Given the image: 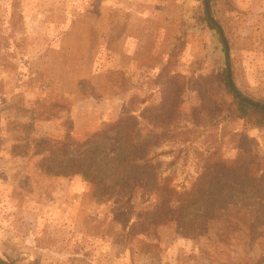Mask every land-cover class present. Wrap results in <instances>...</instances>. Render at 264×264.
Here are the masks:
<instances>
[{
	"label": "rangeland",
	"instance_id": "obj_1",
	"mask_svg": "<svg viewBox=\"0 0 264 264\" xmlns=\"http://www.w3.org/2000/svg\"><path fill=\"white\" fill-rule=\"evenodd\" d=\"M210 10L233 85L264 102V0ZM203 18V0H0L2 262L264 264V127L228 117L223 43ZM166 85L178 105L151 152L181 226L143 185L103 199L81 175L42 171V155L23 146L68 134L79 145L67 161L110 184L121 143L107 126L131 115L148 134L141 113Z\"/></svg>",
	"mask_w": 264,
	"mask_h": 264
},
{
	"label": "trees",
	"instance_id": "obj_2",
	"mask_svg": "<svg viewBox=\"0 0 264 264\" xmlns=\"http://www.w3.org/2000/svg\"><path fill=\"white\" fill-rule=\"evenodd\" d=\"M209 6L210 9L213 7V0H209ZM203 21L214 28L206 18H203ZM230 74L234 83L232 69ZM219 80L232 97L233 107L228 112V117L244 120L257 128L264 127V111L244 103L229 91L224 70L219 73ZM165 87L161 91L160 102L149 106L141 113V118L151 127L148 134L140 135L138 128L140 122L131 115L121 116L107 126L108 130L113 131L115 139L121 143L120 153L116 158L114 178L110 184H107L101 176L92 174L89 170L90 165L80 160L67 161L68 151L79 145L68 134L62 140L48 137L30 138L23 146L33 147L37 153L42 155L40 160L42 171L60 176L81 175L94 186L98 197L103 199L130 193L139 184L143 185L148 191L155 193L159 207L167 208L165 217L181 226L186 221L182 213L183 206L178 207V203L177 207H172L174 203L179 202V197H175V191L167 186L166 177L162 180L158 178L155 169L157 165H153V160L158 154L151 152L152 148L168 141V121L175 115V108L178 105L179 94L176 92L168 94V85ZM255 102L264 104V102ZM97 136L101 134H95L92 138ZM21 146V144L13 145L12 154L20 153L18 149ZM238 164L236 162L232 167L223 166V168L227 171L231 169L235 171L233 168ZM211 178L214 177L211 176ZM209 187H212L211 182H209Z\"/></svg>",
	"mask_w": 264,
	"mask_h": 264
},
{
	"label": "water",
	"instance_id": "obj_3",
	"mask_svg": "<svg viewBox=\"0 0 264 264\" xmlns=\"http://www.w3.org/2000/svg\"><path fill=\"white\" fill-rule=\"evenodd\" d=\"M203 8H204V13H205V16H206L207 20L216 27L218 33L220 34V38L222 40V43H223V47H224V63H225V77H226L225 79H226V83H227V86H228L229 90L232 92V94L237 99L243 101L244 103H246V104H248L250 106L256 107V108L264 111V105L257 104L256 102L246 98L245 96L240 94V92L233 85V82H232V79H231V75H230L229 49H228V44L226 42L225 35L223 33L222 27H221L220 23L212 15L211 10L209 8V1L208 0H203ZM0 264H6V263H4V262H2L0 260Z\"/></svg>",
	"mask_w": 264,
	"mask_h": 264
}]
</instances>
